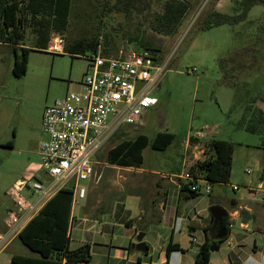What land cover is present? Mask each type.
<instances>
[{
	"label": "rangeland",
	"instance_id": "1",
	"mask_svg": "<svg viewBox=\"0 0 264 264\" xmlns=\"http://www.w3.org/2000/svg\"><path fill=\"white\" fill-rule=\"evenodd\" d=\"M19 1L24 3L29 21L33 13L30 0ZM187 1L195 3V0ZM240 1L200 0L175 37L158 35L145 28L138 30L136 18L127 19L115 7L116 0H72L67 31L62 33L55 29L53 12L47 6L39 15L48 20V30L38 32L39 25L28 22L25 47L31 51L27 73L22 77L13 73L21 48L14 51L1 47L0 233L7 223L8 210L14 208L11 191L15 184L18 181L33 182L44 174L39 145L44 139L42 118L45 108L64 98L68 92H79L80 83L88 71L86 58L92 57L93 53L71 54L67 47L78 41L88 43L103 36L107 55L116 56L122 46L130 42L131 34H139L162 49L161 65L166 67L152 93L159 104L140 117L141 125H125L108 133L95 158L97 175L92 182L85 183L89 188L101 177L100 190L95 198L99 205L92 211L98 219L95 222L87 217L95 208V203L89 198L75 202L71 247L88 243L97 264H123L114 258L116 250L121 249L129 250L132 260L137 255L146 257V252L138 248L140 234H145L143 241L151 246L149 250L155 248V258L162 249L166 250L172 237H176L175 240L184 248L191 250L193 247L194 252L198 250V244L204 239L202 232L199 230L196 234L198 243H193L189 230L183 229L181 219L185 221L187 218L185 224H190L189 218H194L193 224L198 225L200 218L209 216L206 219L208 223L212 204L227 211L233 199L248 195L247 187L264 186V139L258 133L238 127L244 108L236 105V90L222 82L219 68L221 59L255 44L258 49L256 61L251 55L240 58L249 64L240 71L236 69L237 85L242 96L251 95L254 91V106L264 112V6H255L247 20L237 26L225 25L207 31H200L196 26L203 10L211 4H216V9L224 14L234 15L240 12ZM35 5L32 8H37ZM55 32L65 38V54L52 55L45 50L51 34ZM251 117L248 113L246 119ZM159 132L172 133L175 140L166 151H156L151 147L143 151V169L148 172L142 181L136 179L135 172L110 167L107 153L112 147L122 141L133 140L139 134L153 138ZM198 133H202L203 138L194 141ZM261 134L264 136V129ZM216 139L233 146L230 182L213 185L210 195L180 200L177 186L170 181L174 180L179 185L176 178L179 174L191 167L196 168L198 163L209 158V143ZM248 170L252 173L248 174ZM157 183H162L164 196L157 194ZM234 186L239 190H234ZM21 195L32 203L39 197V194L28 190ZM239 218H245V211L240 212ZM240 219L229 222L234 225V231H238ZM130 220L134 221L135 229L127 226ZM255 223L250 222L249 235L258 239L264 253V228L259 224L260 229H256L258 225ZM4 249L0 264H12L10 257L13 255H36L18 237ZM231 251L230 245H223L213 254L211 264H231ZM192 257L190 253L189 258Z\"/></svg>",
	"mask_w": 264,
	"mask_h": 264
},
{
	"label": "trees",
	"instance_id": "2",
	"mask_svg": "<svg viewBox=\"0 0 264 264\" xmlns=\"http://www.w3.org/2000/svg\"><path fill=\"white\" fill-rule=\"evenodd\" d=\"M199 2L200 0H195V3H189L187 0H116L115 7L127 19L135 17L138 30L145 28L158 35L175 37L179 35L186 18ZM29 4L34 14L32 13L31 19L28 21L22 1L0 0V16L4 18L5 27L11 28L7 37L2 36V40L10 44L14 51H17V46H24L21 47V56H16L13 68L16 77L24 76L28 70L31 51L25 47L28 22L37 23L39 25L38 32L42 33L44 30H48V20L42 13V16L39 14L41 10L49 6L53 12L55 29L64 33L67 31L68 18L72 12V0H30ZM34 5L37 8H32ZM239 5L241 7L239 13L228 15L218 11L216 4H211L203 10L197 19L198 30L207 31L225 25H240L247 20L249 13L255 6H264V0H241ZM42 7L43 9H41ZM129 41V43H137V50L147 49L154 53L162 52V49L153 41L143 39L139 34H131ZM98 43L99 37L88 43L84 41L75 42L67 48L71 54L84 55L87 51H93ZM257 50L255 44L248 48H242L229 58L221 59L219 68L222 82L236 90V105L244 108V114L238 123V127L251 133H258L264 139L261 134L264 129V112L254 106L256 102L253 94L256 93L253 91L251 95H240L236 74V69L240 71L249 64L247 61H240V58L251 55L256 61ZM105 54L107 55L106 41ZM250 99L251 101L247 102ZM248 113L252 117L246 119ZM174 140L175 135L169 132H159L153 138L139 134L133 140H125L112 147L107 153L108 163L124 167H141L144 163L143 151L147 147L156 151H166ZM196 140L194 139V141ZM209 144L210 157L198 163L196 168L192 167V171L203 175L212 185L228 184L232 172L233 146L227 141L217 139ZM180 195L186 199H197L201 196L190 191L185 185L181 187ZM73 201V191L63 189L42 207L18 235L20 241L36 255H14L12 264H93L89 244H84L76 249L71 247ZM127 226L134 227V221H128ZM229 236L230 224L228 219L222 228H214L213 225H210L206 229V239L195 257V264H211L212 253L220 251ZM145 248L148 250V247ZM165 252L169 261L172 253L184 252V249L179 244L174 243L171 238Z\"/></svg>",
	"mask_w": 264,
	"mask_h": 264
},
{
	"label": "built area",
	"instance_id": "3",
	"mask_svg": "<svg viewBox=\"0 0 264 264\" xmlns=\"http://www.w3.org/2000/svg\"><path fill=\"white\" fill-rule=\"evenodd\" d=\"M10 30L0 16V45H10L2 40ZM45 50L52 55L65 54V38L52 33ZM91 52L93 56L86 58L89 67L80 83L81 90L68 92L44 110V139L39 145L44 174L33 182L15 184L11 191L14 208L8 210L7 231L0 233V251L61 190L73 191V209L77 200L85 199V183L96 176L95 158L108 133L125 125H141L140 117L159 104L152 93L166 67L161 65L160 53L137 50L133 43L126 42L116 56L106 55L103 36ZM195 138L201 140L203 134L198 133ZM176 178L180 187L185 185L200 195L212 193L213 185L193 172L192 167ZM233 188L239 190L237 186ZM24 190L39 194L38 199L29 202L21 195ZM247 192L250 201L264 206V186L247 187Z\"/></svg>",
	"mask_w": 264,
	"mask_h": 264
},
{
	"label": "crops",
	"instance_id": "4",
	"mask_svg": "<svg viewBox=\"0 0 264 264\" xmlns=\"http://www.w3.org/2000/svg\"><path fill=\"white\" fill-rule=\"evenodd\" d=\"M1 47H9V48L13 49V47L10 45H0V48ZM21 47H24V46H17V49H19ZM143 166L144 165H142L141 167H124V166H120V165L110 164V167L115 169V170H125L128 172H135L136 179H139L140 181H142L144 179V174H146L148 172V171L143 169ZM95 172H96V165H95ZM151 173H153V172H151ZM96 175H97V172H96ZM173 175H175V174H173ZM94 178H92L90 181L92 182V180ZM100 182H101V177L95 182L94 185L92 183L90 185V187L87 188L86 198L83 199V200H86L89 198L90 201H93L95 203V206H94L95 208L92 209L90 211V213L87 215V217L94 219L95 222H97L96 219H98V218L93 216L92 211L97 209L98 208L97 205H99V202L98 201L96 202L95 198L97 197L99 190H100ZM170 184L177 186V188L179 190L180 200H186L185 197H181V195H180V189H181L180 185H177V183H175L174 180L170 181ZM155 188H156V192L158 195L164 196V192L162 191V183L161 184L157 183ZM162 205H164V204H162ZM213 205L217 206V204H212V206ZM229 207H230V209H229ZM241 211H245V218L244 219L239 218V214ZM227 212L229 214L228 222L235 220V219L236 220L240 219V221L238 222L239 223L238 231H234V225H230V236L227 239V241L223 244V245L228 244L232 248L231 256H232L233 260H230L231 264H264V253L261 252V246L259 244L258 239L253 238L252 236L249 235L250 234V228H251V226H250L251 221H254V223L256 222L255 224L258 225L256 229H258V230L260 229L259 224L263 226L262 228H264V206L257 204L253 201H250L248 199V195L244 194L240 198L233 199L228 204ZM37 214H38V212L34 216H36ZM72 215H73V211H72ZM208 217L200 218L198 225L193 224L194 218L193 219L189 218L190 224H188V223L185 224V222H187V218H185L186 219L185 221H184V219H181V220H183L182 222H184L182 224V225H184L183 229H185V228L188 229L190 234H191L192 239L196 240L193 243H198V241H197L198 239L196 238V234L199 232V230L202 232L204 239L201 243L198 244L199 248L204 243V241L206 239V229L208 228L207 226L212 225L211 224V217L209 219V222L206 223V219ZM31 219H29V221ZM29 221L25 224V226L29 223ZM24 227H23V229H24ZM5 228H7L6 225L4 228H2V233L5 232L4 231ZM130 228L133 229L134 227H130ZM181 231H182V229H181ZM255 234L256 233H254L253 235H255ZM175 239H176V237L175 238L172 237L173 242L176 244H179L180 247L182 249H184V252L172 253L170 258H169V261L167 260L166 252L164 249H162L161 253L157 256V258H155V248H152L151 252L147 249L146 250L142 249L146 252L145 253L146 257L142 258L140 255L139 256L137 255L136 258L133 260L130 259L131 254H130L129 250H124V249L116 250L114 258H115V260H118V262H121L123 264H152V263H156V262H159L162 264H167V261H168V264H195V257L197 255V253L199 252V248L195 252L192 249L193 247H191V250H188L187 248H184L182 246V244L180 242L176 241ZM263 242H264V240H263ZM84 244H88V243L84 242L80 246H82ZM146 245H147L148 249H149V247H151V246H149V244H146ZM80 246H78V247H80ZM72 249H76V248H72ZM5 250L6 249H2L0 251V256L5 252ZM190 253L193 254V257L191 259L189 258ZM214 253H212V256ZM91 254H92V247H91ZM13 256L10 257L11 262H12ZM231 256H229V259L231 258ZM211 261H212V257H211ZM92 263L97 264L94 262L93 254H92Z\"/></svg>",
	"mask_w": 264,
	"mask_h": 264
},
{
	"label": "water",
	"instance_id": "5",
	"mask_svg": "<svg viewBox=\"0 0 264 264\" xmlns=\"http://www.w3.org/2000/svg\"><path fill=\"white\" fill-rule=\"evenodd\" d=\"M210 215H211V224L216 228L217 226L222 228L225 226L227 219H228V212L219 207V206H213L210 209ZM145 237V234H140L137 238L138 240V248L145 249L147 245L144 243L143 239ZM149 250V249H148ZM151 252V250H149Z\"/></svg>",
	"mask_w": 264,
	"mask_h": 264
},
{
	"label": "flooded vegetation",
	"instance_id": "6",
	"mask_svg": "<svg viewBox=\"0 0 264 264\" xmlns=\"http://www.w3.org/2000/svg\"><path fill=\"white\" fill-rule=\"evenodd\" d=\"M216 228H220V227L217 226Z\"/></svg>",
	"mask_w": 264,
	"mask_h": 264
}]
</instances>
